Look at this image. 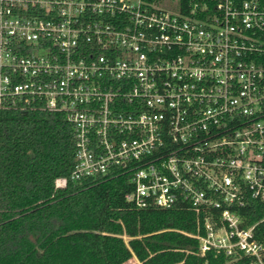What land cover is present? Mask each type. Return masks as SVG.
Listing matches in <instances>:
<instances>
[{"label":"built area","instance_id":"built-area-1","mask_svg":"<svg viewBox=\"0 0 264 264\" xmlns=\"http://www.w3.org/2000/svg\"><path fill=\"white\" fill-rule=\"evenodd\" d=\"M0 107L65 116L72 181L126 175L201 255L264 264V0H0Z\"/></svg>","mask_w":264,"mask_h":264},{"label":"trees","instance_id":"trees-1","mask_svg":"<svg viewBox=\"0 0 264 264\" xmlns=\"http://www.w3.org/2000/svg\"><path fill=\"white\" fill-rule=\"evenodd\" d=\"M74 151L62 113L0 107V264L218 263L186 234L198 231L192 210L133 207L126 175L74 182ZM242 213L252 223L264 206ZM257 236L264 241V223Z\"/></svg>","mask_w":264,"mask_h":264},{"label":"rangeland","instance_id":"rangeland-1","mask_svg":"<svg viewBox=\"0 0 264 264\" xmlns=\"http://www.w3.org/2000/svg\"><path fill=\"white\" fill-rule=\"evenodd\" d=\"M125 239L127 240L128 238L125 236ZM139 264H142L141 262Z\"/></svg>","mask_w":264,"mask_h":264}]
</instances>
